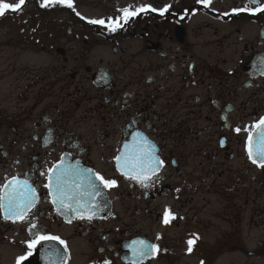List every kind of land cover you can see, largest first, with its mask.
Here are the masks:
<instances>
[{
  "label": "flooded vegetation",
  "instance_id": "af4514ba",
  "mask_svg": "<svg viewBox=\"0 0 264 264\" xmlns=\"http://www.w3.org/2000/svg\"><path fill=\"white\" fill-rule=\"evenodd\" d=\"M44 3L0 16V193L17 177L39 197L23 221L0 209V247L17 251L0 264H17L38 235L65 243L42 241L21 264H216L227 255L234 264L238 252L264 254V167L247 146L264 118V11H233L264 0ZM144 5L171 8L109 30L123 9ZM141 138L163 161L147 187L116 160ZM62 161L90 177L74 179L101 199L90 202L92 220L52 203L48 169ZM165 209L176 217L168 224ZM141 240L158 250L134 257Z\"/></svg>",
  "mask_w": 264,
  "mask_h": 264
},
{
  "label": "snow or ice",
  "instance_id": "6c2138e0",
  "mask_svg": "<svg viewBox=\"0 0 264 264\" xmlns=\"http://www.w3.org/2000/svg\"><path fill=\"white\" fill-rule=\"evenodd\" d=\"M200 2L205 5H210L211 0H200ZM253 2H255V0H253ZM24 3L25 0H18L16 4L0 0V16H3L9 10L13 12L21 10ZM50 3H64L70 8L73 7L72 0H45L43 6H48ZM170 8L171 5H165L161 9L154 8L151 5H144L137 8L136 11H129V8H125L122 10V17H118L115 21L110 20L107 26L110 31H116L123 26L120 22L121 20H123V23H127L129 19L138 12H147L150 10L152 12H159L163 15L165 12H168ZM233 11H244L255 14L256 12L264 11V6L255 9L245 7L243 9H234ZM91 23L105 24V21L98 20L91 21ZM252 127L256 132V138L254 140L252 132H249L247 141L248 155L253 163H257L260 167H264V118ZM235 131L239 133L241 129L236 128ZM137 136H140V134L137 133ZM116 160L120 170L126 177L137 180L144 187L148 186L146 181H150L151 177L154 176L163 165V161L155 155L154 147L146 138L134 141L132 145H124L123 154L117 156ZM76 175H78V173L75 169L71 166H65L62 161L56 168L48 169V184L46 187L49 189L52 203L58 205V211L60 209H67L71 212H75L80 219H85L86 217L88 220H92L95 216V212L90 207V198L97 193L95 191H83L81 185L74 179ZM99 179L103 181L106 187H113L117 183L115 180H104L102 176L99 177ZM89 187L93 190L95 189L94 184L90 183ZM85 196L89 199L85 200ZM38 199L36 188L33 187L27 179L20 180L17 177H13L9 183L3 185V192L0 193V209H3L4 219L12 220L13 222L17 220L23 221L27 217L29 210L35 206ZM163 215V222L165 224L170 223L171 220L176 218L171 209H165ZM32 228L35 229L36 225H32ZM52 240H58L61 244L65 243L58 236L47 235H38L35 239L25 242L27 243L29 252L26 255L20 256L17 259V264H21L22 261L27 259V256H31V249L41 244L42 241ZM188 243L191 246L194 240H189ZM157 250L158 248L156 245H149L146 241L141 240L133 242L132 252L134 257L142 258L149 254H154ZM189 251H191V247H189ZM103 264H110V261L105 260Z\"/></svg>",
  "mask_w": 264,
  "mask_h": 264
},
{
  "label": "rangeland",
  "instance_id": "374dc122",
  "mask_svg": "<svg viewBox=\"0 0 264 264\" xmlns=\"http://www.w3.org/2000/svg\"><path fill=\"white\" fill-rule=\"evenodd\" d=\"M0 31H3L2 30V27L0 26ZM3 37H5V34L2 35ZM2 39V37H1ZM4 40V38L2 39ZM261 233L260 229H258L257 227H254L253 228V238H252V242L254 243L253 246H249L248 249H256L254 246H255V243L258 241L259 239V234ZM17 254V251H15L12 247H4V246H1L0 247V255L2 256L1 257V260H9L11 259L10 257L11 256H14ZM237 262L234 264H264V254L261 253V255H258V256H245L243 255L242 253L238 252L237 253ZM160 262V259H158ZM179 264H184L182 263V261L179 263ZM216 264H231V261H230V256L227 255L226 258H221L219 262H217Z\"/></svg>",
  "mask_w": 264,
  "mask_h": 264
},
{
  "label": "water",
  "instance_id": "95a60500",
  "mask_svg": "<svg viewBox=\"0 0 264 264\" xmlns=\"http://www.w3.org/2000/svg\"><path fill=\"white\" fill-rule=\"evenodd\" d=\"M78 173V175H76V177H86L87 178V180H89L88 178H90L89 176H88V174L87 173H85V172H77ZM77 183H81V181L80 180H75ZM90 183H92V184H94L95 186H96V183H95V181H90ZM85 200H88V199H86V198H84ZM90 200L92 201V203H95V202H97V201H100L101 199H99V198H97V197H91L90 198ZM69 211V210H68Z\"/></svg>",
  "mask_w": 264,
  "mask_h": 264
}]
</instances>
